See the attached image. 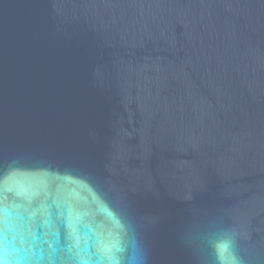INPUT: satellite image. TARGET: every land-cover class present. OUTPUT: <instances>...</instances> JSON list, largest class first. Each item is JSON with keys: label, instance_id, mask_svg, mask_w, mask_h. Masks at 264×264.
Segmentation results:
<instances>
[{"label": "water", "instance_id": "1", "mask_svg": "<svg viewBox=\"0 0 264 264\" xmlns=\"http://www.w3.org/2000/svg\"><path fill=\"white\" fill-rule=\"evenodd\" d=\"M0 210L9 264H264V0H0Z\"/></svg>", "mask_w": 264, "mask_h": 264}, {"label": "snow or ice", "instance_id": "2", "mask_svg": "<svg viewBox=\"0 0 264 264\" xmlns=\"http://www.w3.org/2000/svg\"><path fill=\"white\" fill-rule=\"evenodd\" d=\"M59 219H61V221L63 222L64 217L62 214H60ZM66 220H67V225L71 230L69 238L78 241L80 237L77 235L78 232L77 225L80 223L81 217L79 215L73 216L71 213H69ZM42 227H46L49 229L54 228L53 221L51 219H45L43 221ZM51 234L54 235L55 233L52 232ZM29 235L31 236L33 241L40 238L37 233H33L31 231L29 232ZM3 237H4L3 219H2V210H0V264H9L8 260L4 255V247L2 243ZM45 243H47V241H45Z\"/></svg>", "mask_w": 264, "mask_h": 264}, {"label": "clouds", "instance_id": "3", "mask_svg": "<svg viewBox=\"0 0 264 264\" xmlns=\"http://www.w3.org/2000/svg\"><path fill=\"white\" fill-rule=\"evenodd\" d=\"M212 246L216 254L217 264H244L236 252L235 240L230 235H221Z\"/></svg>", "mask_w": 264, "mask_h": 264}]
</instances>
